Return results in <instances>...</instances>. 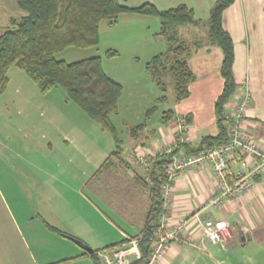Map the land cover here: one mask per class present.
Returning a JSON list of instances; mask_svg holds the SVG:
<instances>
[{
    "label": "crops",
    "instance_id": "crops-1",
    "mask_svg": "<svg viewBox=\"0 0 264 264\" xmlns=\"http://www.w3.org/2000/svg\"><path fill=\"white\" fill-rule=\"evenodd\" d=\"M121 2L130 7L153 3L162 10L186 5L194 9L201 26L217 0ZM10 18L1 24L0 16L1 34ZM160 26L158 18L124 14L113 25L108 21L101 24V40L107 30L123 35L122 42L130 47L129 58L146 64L167 48L166 40L161 42L163 37L157 35ZM223 26L234 43L233 70L239 86L230 108L249 88L252 98L245 134L264 147V1L236 0L225 10ZM109 48L123 53L119 45ZM223 58L219 47L202 48L190 58L197 79L190 85V96L177 104L176 116L192 117L185 135L192 149H197L204 137L218 133L215 101L224 88ZM103 67L123 84L104 62ZM23 73L11 70L8 89L0 100V264H94L88 248L100 252L138 237L145 228L151 200L149 188L146 190L141 180H149L146 175L154 155L173 147L178 138L175 121L173 125L160 121L158 128L148 126L144 139L133 143L130 155L142 151L150 165L147 172L138 161L115 157L111 167L96 175L105 158L99 161L97 171L90 169L88 122L67 113L70 101L58 87L42 94ZM54 91L61 95L57 98ZM97 144H93V150L100 151ZM123 174L128 179L129 196L122 203L117 193ZM172 188L173 219L199 213L200 220L224 221L230 225L233 239L227 247L206 240L198 246L174 241L158 264H247L242 261L248 247L264 254V177L257 178L253 190L245 196L225 202L220 209H202L217 189L210 162L179 172ZM137 194L143 200L140 221L131 217ZM197 223L193 220L188 230L196 238L200 233Z\"/></svg>",
    "mask_w": 264,
    "mask_h": 264
},
{
    "label": "trees",
    "instance_id": "trees-1",
    "mask_svg": "<svg viewBox=\"0 0 264 264\" xmlns=\"http://www.w3.org/2000/svg\"><path fill=\"white\" fill-rule=\"evenodd\" d=\"M235 1L217 0L210 12L207 42L197 40L188 43L181 37L179 33L181 26L201 24L194 9L186 5L162 10L153 3L130 7L124 5L121 0H16L25 15L11 17L9 26L0 34V100L8 89L11 70L17 68L27 74L42 94H47L57 87L66 90L68 101L78 105L104 131L111 133L118 145L120 140L111 116L118 113L119 101L123 94L122 85L105 72L100 56L69 63L57 59V54L72 47L81 49L99 47L101 24L108 21L113 25L124 14L158 18L161 28L157 35L166 40L167 48L147 63L146 70L163 92H166L167 88L165 78H173L175 101L181 103L190 96V85L197 79L189 62L193 53L202 49L204 45L219 47L223 51L221 76L224 88L215 101L218 133L215 136L204 137L197 149L184 144L176 148L172 154L154 157L151 170L146 175L149 182L141 180L144 188L146 190L149 188L151 200L146 226L141 235L135 237L140 240L142 257L131 264H148L152 258V238L158 227L163 203L161 189L169 182L165 165L180 150L197 153L205 147L222 146L228 142L225 115L231 110L230 103L239 86L233 70L234 43L223 26V15ZM118 54V51L113 49L106 51L107 57ZM165 101L167 97L163 95L157 102ZM155 110L157 106L150 109L148 114ZM184 117L190 126L192 117ZM176 118V112L170 109L163 112L160 121L169 124ZM147 127L145 123L130 128V136L135 140H143V132L147 131ZM113 155L121 158L120 151L112 154L96 175L111 167L114 163ZM127 242L123 241L106 250L121 248ZM90 256L94 264H102L98 251H93Z\"/></svg>",
    "mask_w": 264,
    "mask_h": 264
},
{
    "label": "built area",
    "instance_id": "built-area-1",
    "mask_svg": "<svg viewBox=\"0 0 264 264\" xmlns=\"http://www.w3.org/2000/svg\"><path fill=\"white\" fill-rule=\"evenodd\" d=\"M251 98L249 88H246L233 108L225 115V124L229 135L226 144L205 147L197 153H186L184 150H180L165 165L169 182L165 183L161 189L162 210L158 227L152 238L153 255L148 264H158L162 261L165 258L169 244L174 241L195 246H198L201 240H206L214 246L227 247L229 244L233 234L230 225L224 221L200 220L199 213H188L176 219L171 217L173 193L171 182L179 172L202 166L208 162L212 163L217 189L213 195L207 198L202 205V209L210 206L220 209L225 202L241 198L253 190L257 178L264 177V147L245 134L244 123ZM175 126L178 138L173 144L174 148L168 147L157 152L154 157L167 153L172 154L176 148L187 143L188 139L185 135L190 126L185 121V117H177ZM247 158H250V160ZM129 160L130 162L138 161L143 164L145 172L150 169V165L146 163L145 154L142 151H134ZM193 220L198 222L196 228L200 231L198 238L195 235H190L188 231ZM139 241V239L134 238L121 248L100 251L99 257L102 264H131L133 261L140 259L142 253Z\"/></svg>",
    "mask_w": 264,
    "mask_h": 264
},
{
    "label": "rangeland",
    "instance_id": "rangeland-1",
    "mask_svg": "<svg viewBox=\"0 0 264 264\" xmlns=\"http://www.w3.org/2000/svg\"><path fill=\"white\" fill-rule=\"evenodd\" d=\"M25 13L18 7L16 0H0V16L2 17V23L5 18L9 17H21L24 16ZM209 22V19H207ZM205 22L199 27H190V25H185L179 28V33L183 39H185L189 43H193L194 41L206 40L208 36V22ZM113 31L107 30L103 31L102 40L100 42L99 47L97 48H88L81 49L72 47L69 48L62 53L57 54V59L64 60L66 62L72 63L77 62L83 59H87L90 57L100 56L105 63V67L109 72L114 71L116 75H118L120 80L123 82V94L119 101V110L118 113L113 114L111 119L116 126L118 138L120 140V147L116 143L114 136L102 129V127L91 119L86 113H84L78 105L70 101V105L67 106L66 111L68 114L73 117L79 118L83 117V121L88 122L89 124V134H90V147H91V162L90 169L96 170L100 163H105L107 157L111 156L114 151H120L122 157L125 160H129L131 147L133 143L140 142V140H135L130 136V128L138 126L140 124H147L149 128L159 127L160 120L163 115V112L167 110H174L176 112L177 104L175 101V91H174V81L173 78H165V82L167 84L166 92L161 91V89L156 85L153 81L150 74L147 73L145 62L143 61H135L129 58V50L130 47L128 44H124L122 42L123 35H114ZM121 34V32H117ZM115 33V34H116ZM1 34V33H0ZM123 34V33H122ZM161 42H164V38L160 39ZM110 45H119L123 49L122 54H118L114 57H107L106 51L110 50ZM208 47L204 45L203 48ZM119 53V52H118ZM121 55V56H119ZM13 70L19 69L13 68ZM25 74V73H23ZM30 80V79H29ZM30 82L34 84L31 80ZM56 90V89H55ZM60 92H64L67 94L66 90L61 87H58ZM54 96L58 98V91H54ZM165 95L167 97V101L165 102H157L160 97ZM157 106V110L153 113L148 114V111ZM88 120V121H87ZM170 125H173L170 123ZM85 126V124H84ZM217 128V127H216ZM147 131L143 132V139ZM97 144L100 146V151L93 150V144ZM96 151V152H94ZM94 155V156H93ZM115 155L112 156L114 159ZM141 173V170H140ZM122 183L119 187V194L117 195L120 198V202H124L125 199L128 200V179L126 174L121 175ZM124 184V185H123ZM116 188V187H115ZM117 189V188H116ZM132 197H134L132 195ZM137 202L135 205L134 211H132L131 217L136 221H140L141 219V208L142 202L141 195L137 194ZM136 201V200H135ZM122 217V216H121ZM123 218V217H122ZM233 239V237H232ZM231 239V240H232ZM230 240V241H231ZM181 243V242H178ZM186 244V243H183ZM106 250V249H105ZM114 250V249H113ZM245 260L243 263L247 262V264H264V254H258L254 251L252 247H248L246 253ZM231 258V257H230ZM232 259V258H231ZM221 262V261H220ZM224 262H226L224 260ZM234 263L239 262L236 259H233Z\"/></svg>",
    "mask_w": 264,
    "mask_h": 264
},
{
    "label": "water",
    "instance_id": "water-1",
    "mask_svg": "<svg viewBox=\"0 0 264 264\" xmlns=\"http://www.w3.org/2000/svg\"><path fill=\"white\" fill-rule=\"evenodd\" d=\"M87 251L91 254L93 253V250L91 248H88Z\"/></svg>",
    "mask_w": 264,
    "mask_h": 264
}]
</instances>
